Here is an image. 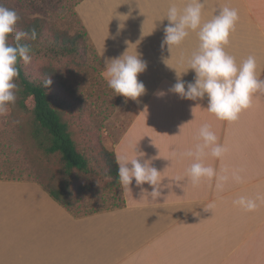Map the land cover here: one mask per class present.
Wrapping results in <instances>:
<instances>
[{
	"label": "crops",
	"instance_id": "obj_1",
	"mask_svg": "<svg viewBox=\"0 0 264 264\" xmlns=\"http://www.w3.org/2000/svg\"><path fill=\"white\" fill-rule=\"evenodd\" d=\"M186 2L83 0L76 7L103 63L128 48L147 62L138 77L146 92L123 103L120 138L111 150L130 160H149L161 171V195L153 199V187L133 179L122 188L124 208L76 219L39 185L0 181V264H196L209 258L215 215L216 264H264V91L232 122L208 112L207 97L191 100L170 91L178 75L186 85L196 75L189 69L199 46L196 32L171 51L161 47L170 4L182 8ZM203 3L202 22L222 7L238 11L225 50L238 63L255 56L258 77L264 79V0ZM204 124L226 148L220 159L203 158L218 177H228L220 187L216 177L196 184L188 178L194 158L184 153L202 143ZM241 196L254 199L257 207L248 211L236 205Z\"/></svg>",
	"mask_w": 264,
	"mask_h": 264
},
{
	"label": "rangeland",
	"instance_id": "obj_2",
	"mask_svg": "<svg viewBox=\"0 0 264 264\" xmlns=\"http://www.w3.org/2000/svg\"><path fill=\"white\" fill-rule=\"evenodd\" d=\"M1 2L18 13L20 19L17 30L27 31L35 18H40L45 24V36L39 44L40 53L31 54V63L23 62V66L27 76L36 83H43L50 77L52 84L48 91L56 100L64 102L65 110L72 107V113H75L72 126L77 146L91 161V172H77L75 177L77 196L82 198L77 203V211L104 210L115 201L118 202L120 192L116 191L111 179L103 171L102 148L113 151L111 147L120 138L121 112L127 100L109 88L103 78L105 65L98 57L96 48L89 42L79 50L77 46H70L75 34L82 32L74 16L80 0ZM59 42L68 45L73 51L65 53L60 50ZM9 43H15L12 37H9ZM18 98L19 92L8 114L0 116V179H34L43 174L46 184L60 186L67 181L63 163L59 156L48 157L38 148L32 136V116L18 106ZM35 167L40 169L38 173ZM211 223L209 258L199 260L196 264L217 263L216 215Z\"/></svg>",
	"mask_w": 264,
	"mask_h": 264
},
{
	"label": "clouds",
	"instance_id": "obj_3",
	"mask_svg": "<svg viewBox=\"0 0 264 264\" xmlns=\"http://www.w3.org/2000/svg\"><path fill=\"white\" fill-rule=\"evenodd\" d=\"M203 7V0H187L182 8L176 3H171L167 10L166 18L169 24L164 28L162 49L167 45L171 51L173 46L181 45L190 32H196L199 39L198 49L189 60V69L194 70L196 74L194 81L187 82L186 85L178 75L177 82L170 91L191 100L207 97V111L217 119L232 122L239 118L243 110L251 107L255 93L264 91V79L258 77L255 56L250 55L238 63L236 58L225 50L239 20L238 11L222 7L211 20L202 22ZM19 19L15 10L0 4V116H6L10 106L17 100L18 59L25 64L31 63L32 60L31 45L22 44L21 41L37 38L35 28L30 31L17 30ZM9 37L15 41L14 44L9 43ZM128 49L120 57L105 60L102 76L115 93L124 96L126 100L138 101L146 92L144 83L138 77L146 71L147 62L139 54H128ZM43 84L49 88L52 84L50 77L46 78ZM164 94L158 93L160 96ZM199 139L202 143H198L194 151L184 153L194 158L187 170L188 178L196 184L202 178L216 177L217 187H220L219 181H225L228 177H218L216 169L205 165L203 158L210 154L220 159L224 156L226 148L217 142V136L208 124L200 128ZM139 157L142 156L130 160L126 155L116 156L118 181L124 190L129 188L133 179L137 185L147 183L153 187L151 197L156 199L161 195V171L153 167L149 160L142 161ZM234 179L239 181L241 178L235 175ZM234 203L248 211L257 207L254 199L244 196Z\"/></svg>",
	"mask_w": 264,
	"mask_h": 264
},
{
	"label": "trees",
	"instance_id": "obj_4",
	"mask_svg": "<svg viewBox=\"0 0 264 264\" xmlns=\"http://www.w3.org/2000/svg\"><path fill=\"white\" fill-rule=\"evenodd\" d=\"M82 1L83 0H80V2ZM0 4H3L1 0ZM74 16L77 18L78 25L82 32H77L75 34L73 41L71 40L70 46H77V50H79L81 48H85V45L89 42L94 47L89 34L76 11L74 12ZM18 26L16 25L17 29ZM33 28L37 31V38L35 40L26 39L21 41L22 44L27 43L31 45V54L40 53L41 51L39 44L45 36V24L43 20L40 18L32 20L27 31H30ZM81 40L85 41L81 44ZM58 47L60 50L65 51V53H71V51H73L68 47V45L60 42L58 43ZM17 67L19 68V79L16 81L19 85V98L17 101L18 106L32 116V136L38 148L48 157H60V161L64 166V173L67 177V181L60 186H49L45 183L46 177L43 174H40L39 177L37 176L34 179L9 178L0 179V181H23L36 183L53 201H55L76 219L124 208L126 202L123 196L122 186L118 181L116 154L114 151H109L107 148L103 147V171L111 179L112 185L116 191L120 192V199L118 202L115 201L104 210L85 209L77 211V203H80L82 198L77 196V181L75 180V177L77 178V172L83 174L91 172V161L78 149L75 139V130L72 126L75 113H72V107L66 108L65 110L64 102L56 100L48 91L49 89L44 87L43 83H36L32 81L26 74L22 60L18 59ZM35 169L37 173L40 171L38 167H35Z\"/></svg>",
	"mask_w": 264,
	"mask_h": 264
}]
</instances>
